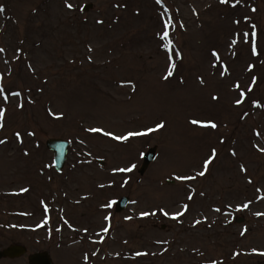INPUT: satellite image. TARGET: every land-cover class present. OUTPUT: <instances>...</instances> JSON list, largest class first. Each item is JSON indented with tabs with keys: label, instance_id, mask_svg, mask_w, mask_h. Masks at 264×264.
I'll list each match as a JSON object with an SVG mask.
<instances>
[{
	"label": "rangeland",
	"instance_id": "rangeland-1",
	"mask_svg": "<svg viewBox=\"0 0 264 264\" xmlns=\"http://www.w3.org/2000/svg\"><path fill=\"white\" fill-rule=\"evenodd\" d=\"M67 2L76 9L68 10L66 0H0L6 50L0 83L9 94L7 102L0 94L7 110L0 129L6 141L0 144V249L28 247L0 264H28V254L39 250H48L55 264H264V216L254 214L264 212V107L253 103L264 105V0L235 7L234 0ZM89 3V11L80 10ZM162 13L175 24L171 53L159 39ZM253 24L260 55L250 52ZM245 32L248 44L237 37ZM170 55L176 68L164 80ZM237 82L245 92L257 89L239 107ZM16 91L20 97L10 95ZM161 122L163 129L126 142L87 131L124 135ZM49 138L71 143L61 172L46 147ZM150 147H157V157L141 175ZM213 149L217 156L206 175L196 176ZM131 164V173L113 172ZM123 195L131 198L123 211L103 207ZM184 204L189 209L178 220L160 212L175 213ZM144 211L156 215L142 218Z\"/></svg>",
	"mask_w": 264,
	"mask_h": 264
},
{
	"label": "snow or ice",
	"instance_id": "snow-or-ice-1",
	"mask_svg": "<svg viewBox=\"0 0 264 264\" xmlns=\"http://www.w3.org/2000/svg\"><path fill=\"white\" fill-rule=\"evenodd\" d=\"M219 2L221 4H224V5H228L229 4V0H219ZM155 3L158 4V5H163V0H155ZM241 3V0H234V3H232V7H235L237 4ZM65 6L68 10L70 11H73L76 9V6L73 5L72 3H68L67 0H66V3H65ZM117 7H119V5H116ZM80 10L81 11H84L85 8L83 6L80 7ZM5 11L4 7L3 6H0V13H3ZM251 11L255 12L256 9L255 8H252ZM165 12H167V10H165ZM162 16V27H163V32H162V35L159 36V39L164 41L165 43L162 45L164 50L167 52V53H171L173 51V48H174V43H173V40L171 39L170 37V29H173L175 27V24L173 23V20L171 18V16L169 15L166 19L163 18L164 14L162 13L161 14ZM245 19H248V18H245ZM98 23H103V21H98ZM237 24L240 23V21H236ZM251 28H252V32H251V35L253 37L252 39V42L251 44L249 45L250 47V52L252 55H260V52L258 51L257 49V44H256V36H257V33L255 31L256 29V25L253 24L251 25ZM242 35V38H243V43L245 44H248L249 43V33L245 32V33H242V34H237V37L241 36ZM240 39H233L232 40V44H238L240 43ZM91 50V49H89ZM5 49L0 47V54H3L5 53ZM212 55L214 57H216L217 60H219V54L217 52H213ZM18 58V57H17ZM90 59V58H89ZM181 59H182V55H181ZM169 60L171 61L170 63V67L169 69L167 70V74L163 76V79L164 80H168L169 77H171L173 75V72L176 68V63L175 61L172 60L171 58V55L169 56ZM7 62V61H5ZM30 67V66H29ZM254 67V65H250L248 70L251 71L252 68ZM228 70H227V67L225 66L224 69H223V72L221 73L222 75L224 74H227ZM3 80V75L0 74V81ZM131 83V82H129ZM201 83H203V80L201 79ZM256 83V78H253L252 79V86H254ZM123 86V85H122ZM252 86H249L247 88V92L243 91V90H240L241 89V85L237 82L235 83L234 85V88L237 89V90H240L238 92V98L235 100V105L237 107H239L240 105H242L245 101V99L247 98V93L251 92L253 90V87ZM134 87V85H133ZM0 94L3 95V100L5 102H7L9 100V94H4V88H3V84L0 83ZM11 96H15V97H20L21 96V93L19 91H16V92H12L10 93ZM214 100L216 99H219L218 97H215L213 96L212 97ZM254 106L255 107H264V105H261L258 101H254ZM18 107L20 108H23L24 105L23 103H20L17 105ZM7 110L6 109H3V108H0V129L3 128V118H4V115H5V112ZM192 124L194 125H200L201 127H204V128H212V129H215L217 128V124L215 122H201V121H198V120H192L191 121ZM165 127V124L163 122L161 123H158L154 128H149L147 129V131L145 132H139V131H129L127 132L126 134L124 135H116L112 132H109V131H104L102 128H96V127H93V128H89L87 129L88 132H91V133H102L104 136H108V137H111L113 140H117V141H128L130 138L132 137H138V136H146L152 132H156V131H159L161 129H163ZM16 137L17 138H21V133L20 132H17L15 133ZM29 135H35V133H29ZM257 135H259V133H257ZM21 142L22 139H21ZM6 143L5 140L3 139H0V144H4ZM261 152H264V148L260 149ZM27 155V153H25ZM89 155H91V153H89ZM232 155L235 156L236 155V152L233 151L232 152ZM217 156V153H216V150L213 149L211 154H210V157L208 159H206L204 162H203V165H202V171L198 172L196 174V176H205L207 171H208V168H209V165L212 164V162L215 160ZM88 163H91V161H87ZM136 168V165L135 164H131L130 166L128 167H123V168H117V169H114L113 172L116 173V172H120V173H124V172H127V173H131L133 172V170ZM241 170L246 172L247 169L242 165L241 166ZM196 176H177L176 179L177 180H194L196 179ZM250 184L252 183L251 180L248 181ZM125 185L128 183L127 180H125L123 182ZM101 188L104 187V185H100ZM23 191H28V189H23ZM259 191V190H258ZM201 195H203V193H201ZM261 199H264V196L260 197ZM188 200H192L193 199V196L192 195H189L187 197ZM116 202L115 201H112L110 202L109 204H106L104 205L103 207H112ZM250 206V202L249 203H243L242 205H239L238 208L239 210H246L248 209ZM189 209V205L188 204H184L183 205V209L181 211H177L175 213H169L168 211L164 210V209H160V212L165 216V217H168L171 215V218L173 220H178L180 217L184 216L185 213L188 211ZM45 211H48V208H47V205H45V208H44ZM215 212H221V209L220 208H215L214 209ZM257 217H261V216H264V212H256L254 213ZM150 215H156L155 212H148V211H144L141 213V217L142 218H145V217H148ZM132 217H126L125 219H131ZM206 219V217H205ZM105 220L109 221L111 220V217H108V216H105ZM201 223V220L197 219L195 221V225H199ZM69 227H71V225H69ZM109 229L108 227H105L104 228V231L107 232ZM84 231L86 232L87 229H84ZM245 233H247V227H245L242 232H241V235H244ZM253 251H256V250H253ZM260 255H264V252H261L259 253ZM137 256H140V255H147V253H137L136 254ZM236 256H239L240 253L237 252L235 253ZM89 259V257L87 255L84 256V260L85 262ZM213 264H221V262L219 261H213Z\"/></svg>",
	"mask_w": 264,
	"mask_h": 264
},
{
	"label": "water",
	"instance_id": "water-1",
	"mask_svg": "<svg viewBox=\"0 0 264 264\" xmlns=\"http://www.w3.org/2000/svg\"><path fill=\"white\" fill-rule=\"evenodd\" d=\"M47 145L50 149L56 152L55 163L57 165V168L60 169L63 166V163L66 158L68 143L59 139H50L48 140ZM154 158H155V149H151L147 154H145L144 164L140 170L141 173H143L146 170L147 166L152 160H154ZM127 201H128L127 198H123L120 202H118L117 209L121 210L125 206ZM25 251L26 248L24 246L13 245L8 247L7 249H4L3 251H0V258L20 256ZM29 259L31 264H53L47 252L33 254L29 257Z\"/></svg>",
	"mask_w": 264,
	"mask_h": 264
}]
</instances>
